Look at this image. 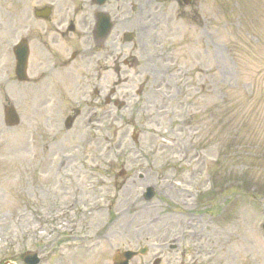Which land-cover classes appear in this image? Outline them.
Instances as JSON below:
<instances>
[{"label": "rangeland", "instance_id": "374dc122", "mask_svg": "<svg viewBox=\"0 0 264 264\" xmlns=\"http://www.w3.org/2000/svg\"><path fill=\"white\" fill-rule=\"evenodd\" d=\"M49 1L0 0V264L28 251L113 264L142 248L131 264H264V0H110L111 56L90 62L72 61L90 36L80 6L53 0L37 20ZM62 17L74 34L57 31Z\"/></svg>", "mask_w": 264, "mask_h": 264}, {"label": "water", "instance_id": "95a60500", "mask_svg": "<svg viewBox=\"0 0 264 264\" xmlns=\"http://www.w3.org/2000/svg\"><path fill=\"white\" fill-rule=\"evenodd\" d=\"M27 49L24 48V46L20 45L18 47V50L16 52L17 54V61H18V65H17V76L19 78V80L23 81L26 80V68H27V57H28V53H27ZM6 119H7V123L9 126H15L17 124H19V118L15 112V110L13 108H8L6 109ZM153 198V193H151L148 197V199ZM137 255L136 253H127L124 256L129 258H132L133 256ZM31 262H29V260H31ZM119 256H117L115 258V262H118ZM24 261L26 264H39L40 263V259L37 257V253L35 254H28L27 257L25 256ZM126 264H128L126 262Z\"/></svg>", "mask_w": 264, "mask_h": 264}, {"label": "bare ground", "instance_id": "6f19581e", "mask_svg": "<svg viewBox=\"0 0 264 264\" xmlns=\"http://www.w3.org/2000/svg\"><path fill=\"white\" fill-rule=\"evenodd\" d=\"M120 81V80H119ZM77 184V183H76ZM79 184V183H78ZM91 195V194H90ZM92 197H93V199H94V201L96 200V197H97V194H94V195H91ZM134 203L135 202H130V205L128 206L129 207V209H134V211H135V205H134ZM91 206H93L91 209H90V211L91 212H98V211H100V209H99V206H97V205H95V204H91ZM120 208V207H119ZM117 212H116V215H117V219L118 220H120V219H122V218H124V214H125V212L124 211H121V210H116ZM132 224V222H130V223H128L127 224V227H129L130 225Z\"/></svg>", "mask_w": 264, "mask_h": 264}, {"label": "flooded vegetation", "instance_id": "af4514ba", "mask_svg": "<svg viewBox=\"0 0 264 264\" xmlns=\"http://www.w3.org/2000/svg\"><path fill=\"white\" fill-rule=\"evenodd\" d=\"M92 18H93V19H90V22H91L92 24H95V23H96V18H95V16L92 15ZM60 25H61V22H60ZM85 25H87V20H86V24H84V26H85ZM73 27H74V25H73ZM74 29H75V27H74ZM94 38H95L96 42L98 43V45H100V44H102V43L104 42L103 39H100L97 35L94 36Z\"/></svg>", "mask_w": 264, "mask_h": 264}]
</instances>
